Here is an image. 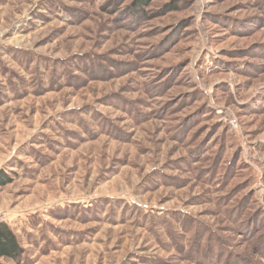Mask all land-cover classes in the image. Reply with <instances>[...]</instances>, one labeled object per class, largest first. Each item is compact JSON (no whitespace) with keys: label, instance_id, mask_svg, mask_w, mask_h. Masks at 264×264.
I'll return each instance as SVG.
<instances>
[{"label":"rangeland","instance_id":"374dc122","mask_svg":"<svg viewBox=\"0 0 264 264\" xmlns=\"http://www.w3.org/2000/svg\"><path fill=\"white\" fill-rule=\"evenodd\" d=\"M0 222L1 264H264V0H0Z\"/></svg>","mask_w":264,"mask_h":264},{"label":"trees","instance_id":"16d2710c","mask_svg":"<svg viewBox=\"0 0 264 264\" xmlns=\"http://www.w3.org/2000/svg\"><path fill=\"white\" fill-rule=\"evenodd\" d=\"M22 253L23 249L15 233L5 222H0V258L19 262Z\"/></svg>","mask_w":264,"mask_h":264}]
</instances>
